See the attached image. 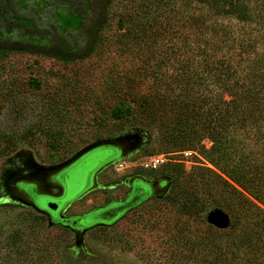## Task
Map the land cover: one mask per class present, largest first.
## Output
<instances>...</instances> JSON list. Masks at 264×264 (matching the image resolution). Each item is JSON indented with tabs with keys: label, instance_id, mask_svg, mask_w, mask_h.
Here are the masks:
<instances>
[{
	"label": "rangeland",
	"instance_id": "rangeland-1",
	"mask_svg": "<svg viewBox=\"0 0 264 264\" xmlns=\"http://www.w3.org/2000/svg\"><path fill=\"white\" fill-rule=\"evenodd\" d=\"M47 1L19 0L20 6L12 7L14 15L41 27L53 23L60 34H73L83 45L84 32L78 31L83 21L86 27L94 18L85 0H74V12L62 3L47 7ZM215 15L217 11L195 0H112L99 45L89 58L74 63L30 54L0 58V130L14 137L15 146L0 158V264H212L219 254L222 260L216 264H228L223 258L228 259L231 249L236 259L241 256L236 248L256 217L224 183L249 197L223 174L213 143L205 139L191 150L171 148L157 124L148 126L143 117L124 111L120 118L113 114L114 109L131 112L137 107L142 112L140 104L154 95L187 96L185 79L193 73L196 115L215 104L224 109L220 97L230 98L208 78L201 51L221 59L231 48L230 61L241 71V38L254 36L260 27ZM197 17L203 25L194 24ZM160 117L166 122L168 115ZM228 118L224 112L218 121L227 124ZM129 135L139 136L141 143L121 160L126 166L116 173L120 178L102 174L98 188L73 203L66 215L79 216L124 197L126 179L138 171L150 181L169 178L171 187L116 226L87 233L84 244L70 231L51 227L46 217L12 194L10 182L23 171L61 166L94 144ZM109 152L94 151L61 175L64 206L93 185L96 169L85 174L83 165L92 155ZM161 155L167 158L163 166L143 167ZM232 163L235 167L237 160ZM37 205L47 208L42 200ZM218 211L229 218L225 229L209 221ZM21 231L30 233L29 241L17 244Z\"/></svg>",
	"mask_w": 264,
	"mask_h": 264
},
{
	"label": "trees",
	"instance_id": "trees-1",
	"mask_svg": "<svg viewBox=\"0 0 264 264\" xmlns=\"http://www.w3.org/2000/svg\"><path fill=\"white\" fill-rule=\"evenodd\" d=\"M86 1L84 3L93 11L94 18L86 27L83 21L78 31L84 32L85 35L84 44L81 45L77 43L75 37H72L73 34H60L53 23L41 27L32 20L30 24L29 19L15 16L12 7L16 4L20 6L19 0H0V58L11 54H30L54 58L64 63H74L89 58L99 45L101 33L108 22L112 0H88L90 4ZM51 2L47 1V7L62 3L74 12V0H51ZM195 2L200 6L208 7L211 11H217L218 15L215 16L232 18L241 24H255L260 27L254 36L241 38V71L230 61L231 48L227 51L228 57L224 56L221 59L201 51L205 57V71L209 74L208 78H211L213 83L217 82L221 92L230 98L225 100L223 96L220 97L224 109L215 104L207 108L202 115H196L194 108L198 104L199 97L191 95L195 87L196 73L195 75L193 73L192 77L185 79V88H189L187 96L154 95L151 99L145 98L140 104L139 108H142V112L137 107L131 112L127 108L114 109L113 114L120 118L121 112L124 111L132 115L136 114L135 118L143 117L142 120L146 119L148 126L157 124L161 129L162 140L171 148L191 150L197 143L205 139L210 140L213 143L211 151H216L217 165L220 166L223 174L250 198L238 192L226 180L224 183L230 185L238 194V202L241 206H246L250 214L256 217L254 226L244 237H241V242L236 248V250L241 249V256L236 259L231 249L228 259L223 258V260L228 264L238 262L264 264V209L258 205L264 206V0H195ZM43 12L44 16L48 14ZM78 13L84 18L82 13ZM194 24L203 25L202 18L197 17ZM187 73L189 72L186 69L185 75ZM198 82L200 79L196 81ZM216 99L217 97L211 100ZM134 102L137 103V100ZM224 112L228 113L229 118L227 124H220L218 119ZM162 114L168 115V118L165 117L166 122L160 119ZM245 138L247 140L243 143ZM13 139L12 135L5 137L0 130V158L15 148ZM232 159L237 160L235 167ZM29 236L30 233L26 231L17 233V244L29 241ZM216 248L220 249V246L216 245ZM221 260L219 254L212 264Z\"/></svg>",
	"mask_w": 264,
	"mask_h": 264
},
{
	"label": "flooded vegetation",
	"instance_id": "flooded-vegetation-1",
	"mask_svg": "<svg viewBox=\"0 0 264 264\" xmlns=\"http://www.w3.org/2000/svg\"><path fill=\"white\" fill-rule=\"evenodd\" d=\"M137 137L129 135L118 141V144L114 148H109V153H99L92 155L90 159L83 165L82 170L85 174H88L91 169L95 167L92 180L95 182V188L83 194L80 198L70 201L66 206L61 203L66 196V186L64 179H61V175L65 172L55 174L56 169H47L40 171H23L18 176L26 178V184H19L16 193V189H12V194L16 199L21 200L24 197L29 201L34 202L37 205L38 200L46 202V207L52 203L57 205L56 211H51L48 208L39 211L41 215L46 217L51 227H60L66 229L74 234L76 240L79 243L84 244V238L87 233L95 231L100 228H111L125 219L134 209L143 206L151 200L150 185L153 187L155 194L162 191L165 181L163 178L158 177L153 180H149L147 174L143 172L132 173L126 184L128 189L124 192V197L120 199L110 201L103 206L93 209L89 212L81 214L79 216H68L66 213L70 207L76 201H79L82 197L89 194L98 188L99 177L103 175L111 176L113 180H118L119 175L115 168L119 161L115 159L120 154L129 155L130 149L133 143H136ZM108 149V150H109ZM153 199V198H152ZM38 206V205H37ZM97 213L98 215L93 219H86L89 215ZM83 234H82V233Z\"/></svg>",
	"mask_w": 264,
	"mask_h": 264
},
{
	"label": "water",
	"instance_id": "water-1",
	"mask_svg": "<svg viewBox=\"0 0 264 264\" xmlns=\"http://www.w3.org/2000/svg\"><path fill=\"white\" fill-rule=\"evenodd\" d=\"M136 137H137V141H136V143L135 142L133 143V145H132V147L130 149V153L134 152L140 146L141 139H140L139 136H136ZM119 140H122V139L112 140V141H102V142H99L97 144H94V145L86 148L85 150H83L82 152H80L78 155H76L74 158H72L68 162L64 163L61 166L55 167L54 168V169H56V170H54L55 171V174H59L61 172L66 171L67 169H69L70 167H72L75 164L79 163L84 157L90 155L94 151L101 150V149L114 148L118 144V141ZM125 156H127V155L120 154L115 159V161H121L122 159H124ZM26 181H27L26 178H23V177H20V176H15L11 180V182H10V187L12 189H14V190L16 189V193H17L18 192V189H17L18 185L19 184L25 185L26 184ZM163 181H165V183L163 185L164 187H163L162 191L160 193H158V194H155L154 193L153 187L151 185L149 186L150 187V194H151V197L150 198L151 199L152 198H162L168 192V190L171 187V180L169 178H163ZM94 188H95V182L93 181V185H92V187L88 191L93 190ZM87 192H85V193H87ZM21 198H23V199H21L20 201L22 203H24L25 205H27L29 207H32L33 209H35L38 212L41 211V209L34 202L29 201L28 199H26L24 197H21ZM47 208L49 210H51V211H56L57 208H58V206L57 205H53L52 203H50L47 206ZM209 221H210V223L212 225H214L215 227H217L219 229H225L229 225V218H228V216L225 213L219 212V211L213 213L210 216Z\"/></svg>",
	"mask_w": 264,
	"mask_h": 264
},
{
	"label": "built area",
	"instance_id": "built-area-1",
	"mask_svg": "<svg viewBox=\"0 0 264 264\" xmlns=\"http://www.w3.org/2000/svg\"><path fill=\"white\" fill-rule=\"evenodd\" d=\"M166 162H167V158L165 157V155L156 156V157H153L151 160L147 161L143 165V167L149 170H156L160 168L161 166H163ZM116 166H117V171H122L123 168L126 166V162L120 161L117 163Z\"/></svg>",
	"mask_w": 264,
	"mask_h": 264
}]
</instances>
